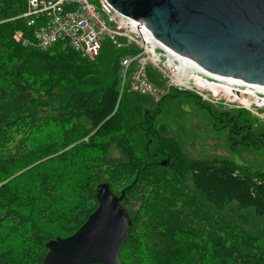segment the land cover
I'll use <instances>...</instances> for the list:
<instances>
[{
    "label": "trees",
    "instance_id": "16d2710c",
    "mask_svg": "<svg viewBox=\"0 0 264 264\" xmlns=\"http://www.w3.org/2000/svg\"><path fill=\"white\" fill-rule=\"evenodd\" d=\"M26 3L0 0V264H40L46 242L74 233L95 209L104 181L125 189L123 264H264V226L246 230L243 212L264 219V171L190 157L148 131L151 151L134 133L139 105L67 40L38 47L17 17Z\"/></svg>",
    "mask_w": 264,
    "mask_h": 264
},
{
    "label": "water",
    "instance_id": "95a60500",
    "mask_svg": "<svg viewBox=\"0 0 264 264\" xmlns=\"http://www.w3.org/2000/svg\"><path fill=\"white\" fill-rule=\"evenodd\" d=\"M107 1L185 60L264 89V0ZM124 194L100 182L95 209L74 233L47 241L40 264H123L119 252L131 226Z\"/></svg>",
    "mask_w": 264,
    "mask_h": 264
},
{
    "label": "rangeland",
    "instance_id": "374dc122",
    "mask_svg": "<svg viewBox=\"0 0 264 264\" xmlns=\"http://www.w3.org/2000/svg\"><path fill=\"white\" fill-rule=\"evenodd\" d=\"M90 2H95V0H90ZM19 33L21 32L17 31L14 35L17 40L21 39L22 36ZM21 41L23 44H27V40L21 39ZM126 51H133L135 54L137 45L129 43L126 39L119 40L118 44L114 45L108 37H105L100 53L94 58L93 64L103 83H108L114 79L118 87L119 96H123L124 99L130 101L133 99V105H139L137 110L132 112V116L135 124L134 133L140 142L147 144L151 151H155L156 139L151 141L146 138L148 131H150L149 128H154L155 132L160 136L176 139L190 157H225L233 159L246 168H259L264 171V145L260 148L238 145L231 149L227 129L219 127V117L222 110L235 113L238 109L243 108L246 120L239 124L250 126V131L254 135L262 132V139L264 140V108L252 105L255 104L254 98L250 100L251 104L249 107H246L243 103H240V106H234L229 101L224 102V99H221L224 103H218L213 98L212 91L196 87L182 90V87L167 86L166 80L162 78L161 74L151 63L146 65L145 72L154 85L163 89L162 95L156 100L150 95L128 92L126 88L123 90L122 76L118 73V60L121 54ZM120 89L122 90L121 93ZM229 96L232 97V94L230 93ZM258 97H262V95ZM233 98L230 100H234ZM241 105L244 106L242 107ZM144 111L153 114L151 123L145 122L146 115H144ZM109 155L118 157L119 152L112 146L109 149ZM162 157L156 160L160 161L165 158ZM187 184L192 186V182L189 179ZM235 207L236 204L231 203L223 210V213L229 215ZM243 212L251 220L250 224L245 225L246 230L252 231L264 226V219L257 218L251 209Z\"/></svg>",
    "mask_w": 264,
    "mask_h": 264
},
{
    "label": "built area",
    "instance_id": "2783aa9c",
    "mask_svg": "<svg viewBox=\"0 0 264 264\" xmlns=\"http://www.w3.org/2000/svg\"><path fill=\"white\" fill-rule=\"evenodd\" d=\"M17 17L24 18L26 24L31 26L34 42L41 49L49 47L59 39H65L82 56L94 59L99 54L105 37H108L114 45L122 39L135 43L137 45L135 54L133 51H126L119 58L118 73L122 76L123 90L126 88L128 92L150 95L156 100L162 95L163 89L148 79L145 72L148 63H151L166 80L167 86L182 87V90L185 88L174 80L166 57V53L169 55L176 53L159 41L156 42L147 29L145 31L148 36L154 40H145V33L141 34V23L117 12L107 0H95V2H90V0H27L25 11ZM132 24L135 27L134 30ZM153 47L155 50L151 51L150 48ZM181 59L186 61L182 57ZM204 71L207 72L206 74H211ZM193 87L198 88L199 86ZM224 100L227 99L224 98ZM252 105L264 108V102Z\"/></svg>",
    "mask_w": 264,
    "mask_h": 264
},
{
    "label": "bare ground",
    "instance_id": "6f19581e",
    "mask_svg": "<svg viewBox=\"0 0 264 264\" xmlns=\"http://www.w3.org/2000/svg\"><path fill=\"white\" fill-rule=\"evenodd\" d=\"M141 34L145 33V40H154L151 36H148V33L145 31L146 28L140 24ZM134 30V25L132 24ZM148 31V30H147ZM149 32V31H148ZM150 33V32H149ZM151 34V33H150ZM152 35V34H151ZM158 42L157 40H155ZM151 51H154V47L150 48ZM170 51V50H169ZM167 60L171 66L172 74L174 75V80L185 88H192L193 86H199L198 88H204L205 90L212 91L213 98L218 103L228 102L232 103L234 106H238L240 102H243L246 107H249L251 104V99L254 98V103L259 104L264 102V89L259 88L255 85H250V83L233 78H224L219 75L206 74L205 71L198 67L196 64L189 61H183L181 57L177 54L169 55L166 53ZM210 73V72H209ZM245 82L246 84L242 83ZM230 93L232 97L229 96ZM228 94V96H227ZM262 95V97H258ZM209 97V96H208ZM226 98L227 100L222 102L221 99ZM237 104V105H236Z\"/></svg>",
    "mask_w": 264,
    "mask_h": 264
},
{
    "label": "flooded vegetation",
    "instance_id": "af4514ba",
    "mask_svg": "<svg viewBox=\"0 0 264 264\" xmlns=\"http://www.w3.org/2000/svg\"><path fill=\"white\" fill-rule=\"evenodd\" d=\"M144 113L146 115L145 122L151 123L153 114H149L148 111H145ZM244 113L245 112L242 109H238V111H236L235 113H230L228 112V110H222L219 117V127L227 129V135L230 139L231 149L238 145L260 148L262 145H264L262 132L254 135L250 131V126H248L247 124H239L241 122H245L244 120H246V116H244ZM149 130V134L151 137L158 135L155 132L154 128H149Z\"/></svg>",
    "mask_w": 264,
    "mask_h": 264
},
{
    "label": "clouds",
    "instance_id": "9594fccd",
    "mask_svg": "<svg viewBox=\"0 0 264 264\" xmlns=\"http://www.w3.org/2000/svg\"><path fill=\"white\" fill-rule=\"evenodd\" d=\"M154 37V36H153ZM241 109H243V108H241Z\"/></svg>",
    "mask_w": 264,
    "mask_h": 264
}]
</instances>
